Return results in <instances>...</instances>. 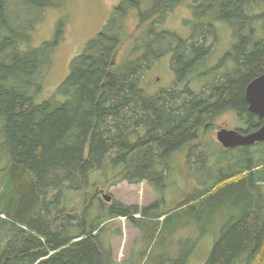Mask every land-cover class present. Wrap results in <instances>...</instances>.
Wrapping results in <instances>:
<instances>
[{"label":"trees","instance_id":"1","mask_svg":"<svg viewBox=\"0 0 264 264\" xmlns=\"http://www.w3.org/2000/svg\"><path fill=\"white\" fill-rule=\"evenodd\" d=\"M55 4L60 0H0V264H113L99 239L106 221L125 218L138 227L152 217L151 207L138 212L113 202L107 220L90 214L91 203L80 215L68 211L63 195L88 189L90 175L108 169L119 171V182L159 190L171 176L173 155L223 112H234L247 132L257 130L261 120L248 112L244 92L264 73V0L195 1L187 39L161 22L182 0H120L102 31L71 60L66 79L42 99L58 40L35 48L32 32L37 16ZM132 11L139 26H148L134 48L143 54L118 66L114 54ZM218 23L235 42L210 66ZM167 55L174 83L149 95L142 76ZM256 144L263 158L221 154L209 168L205 151L193 162L189 152L188 168L205 177L176 209L238 197L242 210L222 228L205 264H264V194L253 184L254 171L264 170V142ZM188 255L183 252L179 264Z\"/></svg>","mask_w":264,"mask_h":264},{"label":"rangeland","instance_id":"2","mask_svg":"<svg viewBox=\"0 0 264 264\" xmlns=\"http://www.w3.org/2000/svg\"><path fill=\"white\" fill-rule=\"evenodd\" d=\"M195 1L197 0H182L180 6L161 20L162 28L178 34L183 39L189 38L191 4ZM119 2L120 0H60L59 6L55 4L37 16L31 46L36 48L45 43H56L58 40L52 52L50 66L45 71L43 98H40L45 99L52 95L66 79L71 60L102 31ZM60 24L63 26L62 34L56 38ZM217 25V38L212 43V53L207 62L210 66L216 64L235 42L226 24ZM147 29V25L139 26L137 12L132 11L124 22L126 36L114 54L115 65L133 63L141 58L143 52H137L134 48L138 43H142L143 34ZM141 45H145V41ZM141 82L149 95L170 88L174 83L170 55L152 64L143 74ZM244 126L232 111L215 117L209 128L203 130L195 142L173 155L171 176L165 184L163 183L165 186L157 191L146 182H119L116 178L119 171L108 169L103 173L91 174L88 189L79 193L64 194V206L68 211L75 210L80 215L91 203L89 210L94 218H97L98 214L105 217L107 208H110L113 202L135 207L138 212L151 207L152 217L142 218L145 221L138 222L139 228L125 218L106 221L99 239L106 246L108 258L113 264H179V257L183 252L189 253L185 264H205L222 228L231 219L239 218L242 210L241 207H236L238 197L219 202L215 201L217 198L211 201L205 199L199 203H186L176 209L186 196L196 188L202 187L200 184L203 181L200 179L205 177V172L188 168L190 164L187 158L191 150L190 162L197 161V156L205 151L202 157L206 160L207 168L212 167L221 154L226 157L247 155L254 160L263 158L257 144L228 152L217 142L216 133L220 127L234 130ZM254 172L256 173L253 184L257 186L259 193L264 194V182H259V179L264 177V170ZM94 191H100L95 194V199ZM103 194L109 196L111 201L103 200ZM160 215L165 216L157 218ZM134 218H140V215ZM140 223L145 226L142 228Z\"/></svg>","mask_w":264,"mask_h":264},{"label":"water","instance_id":"3","mask_svg":"<svg viewBox=\"0 0 264 264\" xmlns=\"http://www.w3.org/2000/svg\"><path fill=\"white\" fill-rule=\"evenodd\" d=\"M244 98L249 113L261 120L260 127L250 133L241 134L233 129H220L216 133V140L224 149L249 147L264 142V73L251 81L245 88ZM102 199L110 202L111 198L102 195Z\"/></svg>","mask_w":264,"mask_h":264},{"label":"flooded vegetation","instance_id":"4","mask_svg":"<svg viewBox=\"0 0 264 264\" xmlns=\"http://www.w3.org/2000/svg\"><path fill=\"white\" fill-rule=\"evenodd\" d=\"M245 125V124H244ZM220 129H223V127H220ZM236 131H238L239 133L241 132V134H247L249 132H247V126L245 125L244 128H240V129H234Z\"/></svg>","mask_w":264,"mask_h":264},{"label":"bare ground","instance_id":"5","mask_svg":"<svg viewBox=\"0 0 264 264\" xmlns=\"http://www.w3.org/2000/svg\"><path fill=\"white\" fill-rule=\"evenodd\" d=\"M196 195V194H195Z\"/></svg>","mask_w":264,"mask_h":264}]
</instances>
